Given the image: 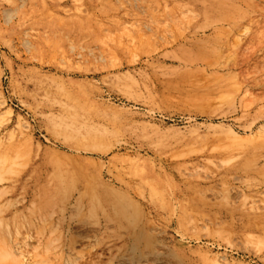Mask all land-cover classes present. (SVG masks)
Masks as SVG:
<instances>
[{
  "label": "rangeland",
  "instance_id": "obj_1",
  "mask_svg": "<svg viewBox=\"0 0 264 264\" xmlns=\"http://www.w3.org/2000/svg\"><path fill=\"white\" fill-rule=\"evenodd\" d=\"M16 244L264 264V0H0V264Z\"/></svg>",
  "mask_w": 264,
  "mask_h": 264
},
{
  "label": "bare ground",
  "instance_id": "obj_2",
  "mask_svg": "<svg viewBox=\"0 0 264 264\" xmlns=\"http://www.w3.org/2000/svg\"><path fill=\"white\" fill-rule=\"evenodd\" d=\"M21 247L22 246L19 244H16L15 248L13 247V249H14L13 253L15 254V256H14L15 261H16V263L18 262L19 264H27V258H26Z\"/></svg>",
  "mask_w": 264,
  "mask_h": 264
}]
</instances>
